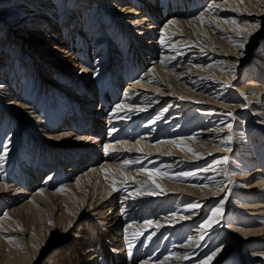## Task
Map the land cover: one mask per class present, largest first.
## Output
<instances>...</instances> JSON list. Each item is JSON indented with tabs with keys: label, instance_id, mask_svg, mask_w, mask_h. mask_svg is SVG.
Masks as SVG:
<instances>
[{
	"label": "bare ground",
	"instance_id": "6f19581e",
	"mask_svg": "<svg viewBox=\"0 0 264 264\" xmlns=\"http://www.w3.org/2000/svg\"><path fill=\"white\" fill-rule=\"evenodd\" d=\"M5 152L0 264H264V0H0Z\"/></svg>",
	"mask_w": 264,
	"mask_h": 264
},
{
	"label": "snow or ice",
	"instance_id": "6c2138e0",
	"mask_svg": "<svg viewBox=\"0 0 264 264\" xmlns=\"http://www.w3.org/2000/svg\"><path fill=\"white\" fill-rule=\"evenodd\" d=\"M208 11H209L210 13H212V12H213V8L210 7V8L208 9ZM199 19L203 22V16H202V15L199 17ZM235 22H236V21H234V20L232 21V23H235ZM170 23H173V24H174L175 21H171ZM254 27H259V23L255 24ZM241 31H243V30H241ZM249 35H251V33H249ZM232 42H233L234 44H236L237 47H240V48H243V47H244V43H243V42H241V43H239V44H237L236 41H232ZM161 43L163 44L164 41H161ZM201 51H203V50H201ZM229 86H230V85H229ZM118 107H119V106H118ZM228 127H229V129H231L232 125L229 124ZM227 139H228V141H231V140H232V136H228ZM162 143H163V141H162ZM103 149H104L105 154H107L108 149H109V145H108V144L103 145ZM189 150H191V149H189ZM225 151H231V149H230V148H226ZM5 156H6V152H5V155H4V156H0V167H2L3 164L5 163ZM228 160H229V158L225 156V157H223L222 159H217V160H215V161H214V164H220V163H222V162H223L224 164H227V163H228ZM136 162L139 163V162H140L139 159H138ZM130 163H132V162H131V161H124L125 166H127V165L130 164ZM204 170L207 171L208 169L206 168V169H204ZM93 171H95V169H93ZM156 171L159 172V169H156ZM233 174H234V173H232V172H226V173H225V175L229 178V180H230L231 175H233ZM179 175L184 176V177H188V176H191L192 173H190V172H181V173H179ZM77 183H78V182H77ZM193 186H196V185H193ZM200 187H208V185H207V184H205V185H200ZM217 187H220V185L218 184ZM114 190H115V188H114ZM57 191L64 192V189L60 188V189H57ZM223 206H224V202L221 200V201L218 202V204H217L216 206L212 207V208L210 209V215L207 216V217L204 219V221L199 225V227H200L201 229H203V228H205L206 226H207V227H211L212 224H213L214 222H215V223H219L218 220H215V221H214L213 218L216 217L218 214H220V215L223 214ZM188 207L194 209V208L201 207V205L199 204V202H193V203L189 204ZM3 217H4V218H8L6 212L3 213ZM50 223H51V222H50ZM137 235H138V234H137ZM5 238L8 239L10 242H11L12 240L15 239V238H12V237H5ZM203 238H204V233H201V235H200V239L202 240ZM125 239H126V242L128 243V255H129V257H131V255H132L131 248H132L133 245H132L131 241H127V237H125ZM188 243L191 244V243H192V240L189 239ZM216 251H219V249L214 250V251L211 253V255L207 257V259L210 260V259L212 258V256H214V255L216 254Z\"/></svg>",
	"mask_w": 264,
	"mask_h": 264
},
{
	"label": "rangeland",
	"instance_id": "374dc122",
	"mask_svg": "<svg viewBox=\"0 0 264 264\" xmlns=\"http://www.w3.org/2000/svg\"><path fill=\"white\" fill-rule=\"evenodd\" d=\"M258 41H260V39H258ZM258 44V43H257ZM260 47V43H259V46L257 45L256 47H255V49H258ZM254 50H245V52H244V55H245V59L243 60V62H241V64L239 65V68H240V70H242V68L244 69V68H250L254 63H255V59L256 58H254V52H253ZM249 62H251V66H247L246 64L247 63H249ZM239 75L241 74L240 72L238 73ZM229 89V88H228ZM233 95H235V96H238V93H236V92H233L232 93ZM248 102V101H247ZM97 105H98V102H96L94 105H93V107L95 108V107H97ZM247 109H244V110H241L240 112H238L237 113V116L239 117V119H244V118H246V116H249L250 117V115H242L244 112L245 113H247V112H250L251 110H252V107H253V104L249 101L248 103H247ZM232 121H234L235 123L237 122L236 120H234V119H231ZM236 124H240V123H236ZM254 126V125H253ZM236 149V148H235ZM168 158H171L170 156L169 157H163V159H168ZM169 170H172L173 172V174H170L169 175V178H170V180L171 181H174V182H176V183H180L179 182V179H178V176H176L177 174H179V173H181V172H183L184 170H180L179 168H177V167H171V168H169ZM44 177V176H43ZM42 179V178H41ZM179 195H182V193H178V194H176V196H179ZM233 199H234V196H231V199H230V201H229V207L231 206V204H232V201H233ZM167 202V201H166ZM177 202H179V201H177ZM177 202H175V201H172L170 204H169V206H171V207H174L173 205H176V207H179L178 206V203ZM168 203V202H167ZM164 235H165V233H161V237L159 238V244H161V242L163 241V238H164ZM55 242V240H52L51 241V243H54ZM65 245V244H64ZM63 245V246H64ZM143 245H144V242H143ZM62 246V247H63ZM61 247V245H57V248L58 249H56V251H60V249L62 248ZM143 246H140L139 248H142ZM234 254V253H233ZM223 261H224V259H223ZM250 263V261H249V257H247V256H244V255H241V262H240V264H249ZM232 264H235V263H232Z\"/></svg>",
	"mask_w": 264,
	"mask_h": 264
}]
</instances>
